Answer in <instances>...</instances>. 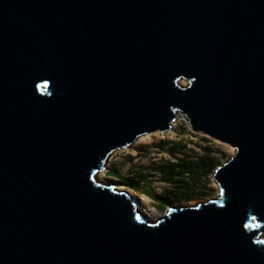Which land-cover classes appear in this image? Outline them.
Wrapping results in <instances>:
<instances>
[{
    "label": "water",
    "instance_id": "95a60500",
    "mask_svg": "<svg viewBox=\"0 0 264 264\" xmlns=\"http://www.w3.org/2000/svg\"><path fill=\"white\" fill-rule=\"evenodd\" d=\"M178 113L235 153L150 222L97 175ZM0 264H264V0H0Z\"/></svg>",
    "mask_w": 264,
    "mask_h": 264
},
{
    "label": "rangeland",
    "instance_id": "374dc122",
    "mask_svg": "<svg viewBox=\"0 0 264 264\" xmlns=\"http://www.w3.org/2000/svg\"><path fill=\"white\" fill-rule=\"evenodd\" d=\"M179 83L181 87L187 85L185 80ZM178 115L180 120L168 135L147 134L143 140L138 138L130 147L110 154L104 178L98 179L103 185L116 188L119 184L134 193L143 200L139 206L142 211L160 218L169 208L192 207L214 199L218 186L213 171L235 153L223 143L192 133L182 114ZM182 167L187 170L180 174ZM199 171L206 173L198 177ZM182 193L189 199L178 198Z\"/></svg>",
    "mask_w": 264,
    "mask_h": 264
},
{
    "label": "bare ground",
    "instance_id": "6f19581e",
    "mask_svg": "<svg viewBox=\"0 0 264 264\" xmlns=\"http://www.w3.org/2000/svg\"><path fill=\"white\" fill-rule=\"evenodd\" d=\"M183 84V82L181 81V85ZM179 85H180V83H179ZM179 120H180V116L178 115V114H175V120H174V122L171 124V128H170V130H172V128H174L175 127V125H176V123H178L179 122ZM169 130V131H170ZM169 131H167V132H165L167 135L170 133ZM165 133H163V134H165ZM146 137H148V136H142V137H139V139H138V141L139 140H143L144 138H146ZM103 178H104V173L103 172H101V173H98V175H97V179H99V180H103ZM116 191H126V192H128V194L130 195V197L133 199L134 198V200H136L139 204H138V206H140V202H142L143 200L141 199V198H135V194L134 193H132V192H130V191H127V190H125L121 185H119V184H116ZM216 198V196L214 197V199ZM213 198H211L210 200H212ZM143 215H144V217H145V219L147 220V221H150V220H152V219H159L161 216L160 215H157V214H155V213H152V214H146L144 211H143ZM156 221V220H155Z\"/></svg>",
    "mask_w": 264,
    "mask_h": 264
},
{
    "label": "trees",
    "instance_id": "16d2710c",
    "mask_svg": "<svg viewBox=\"0 0 264 264\" xmlns=\"http://www.w3.org/2000/svg\"><path fill=\"white\" fill-rule=\"evenodd\" d=\"M205 166H208V165H205ZM209 167H210V166L207 167V170L210 169ZM185 170H187V169H184V168L182 167V169H181V171H180V174L186 172ZM189 170H191V169H189ZM201 172H202V171H199L198 173H196L198 177L203 176V175L206 173V171H205L204 173H201ZM178 198H180L181 200H184V199H189V196L186 195L185 193H182L181 196H179Z\"/></svg>",
    "mask_w": 264,
    "mask_h": 264
},
{
    "label": "built area",
    "instance_id": "2783aa9c",
    "mask_svg": "<svg viewBox=\"0 0 264 264\" xmlns=\"http://www.w3.org/2000/svg\"><path fill=\"white\" fill-rule=\"evenodd\" d=\"M106 170H104V172H105ZM103 172V171H102Z\"/></svg>",
    "mask_w": 264,
    "mask_h": 264
}]
</instances>
